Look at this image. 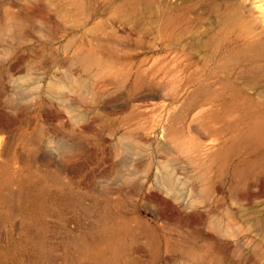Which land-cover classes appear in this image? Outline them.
<instances>
[{
  "label": "rangeland",
  "instance_id": "obj_1",
  "mask_svg": "<svg viewBox=\"0 0 264 264\" xmlns=\"http://www.w3.org/2000/svg\"><path fill=\"white\" fill-rule=\"evenodd\" d=\"M258 1L0 0V264H264Z\"/></svg>",
  "mask_w": 264,
  "mask_h": 264
},
{
  "label": "bare ground",
  "instance_id": "obj_2",
  "mask_svg": "<svg viewBox=\"0 0 264 264\" xmlns=\"http://www.w3.org/2000/svg\"><path fill=\"white\" fill-rule=\"evenodd\" d=\"M257 2H259V1L253 0V3H257ZM254 10H255V13H258L259 15H264V9L261 7V5H255ZM254 10H253V13H254ZM255 13H254V15H255Z\"/></svg>",
  "mask_w": 264,
  "mask_h": 264
}]
</instances>
